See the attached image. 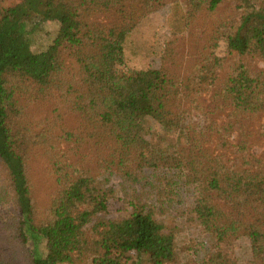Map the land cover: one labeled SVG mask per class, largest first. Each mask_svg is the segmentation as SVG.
Segmentation results:
<instances>
[{"label":"trees","instance_id":"1","mask_svg":"<svg viewBox=\"0 0 264 264\" xmlns=\"http://www.w3.org/2000/svg\"><path fill=\"white\" fill-rule=\"evenodd\" d=\"M175 4L159 67L119 73L114 44L163 0H0V264H172L181 231L198 264H238L241 238L264 264V0ZM121 193L130 215L103 217Z\"/></svg>","mask_w":264,"mask_h":264},{"label":"rangeland","instance_id":"2","mask_svg":"<svg viewBox=\"0 0 264 264\" xmlns=\"http://www.w3.org/2000/svg\"><path fill=\"white\" fill-rule=\"evenodd\" d=\"M11 0H6L9 3ZM187 0H163V5L157 8L153 13L144 18L139 25L127 36L114 44L118 48L113 52V69L119 73L128 71V69L142 70L148 68H157L160 65V58L164 43L171 32V5L176 6V2L184 4ZM180 4V5H181ZM57 22H44L39 25L36 33L33 36L32 49L35 52L44 51L50 44L53 43L58 30ZM219 56H225L228 53L227 42L221 40L215 50ZM258 66L264 69V63L259 62ZM68 124H73V121L68 120ZM264 124V117H261L255 124L254 128L259 131L260 125ZM157 124L154 122L148 123L147 131L151 134L158 132ZM150 128H152L150 130ZM155 136H159L157 133ZM154 136V137H155ZM153 135H147V138ZM257 155L264 154V138L254 148ZM41 166H36L34 175V197L43 209L48 203V198L51 192V184L46 177ZM6 186V175L0 169V196H4L2 192ZM121 198L110 200L109 212L103 217L112 219H121L128 217L131 213V206ZM192 234L186 231H181L176 237L177 258L172 264H198L201 252L197 255L193 250ZM228 254L235 258L238 264H249L251 260L250 243L247 238H241L233 243L228 249ZM127 264H150L147 256L137 257L136 254L128 255ZM22 259V258H21ZM20 264H30L28 259L24 258ZM81 264V263H80ZM83 264H90L86 261Z\"/></svg>","mask_w":264,"mask_h":264}]
</instances>
